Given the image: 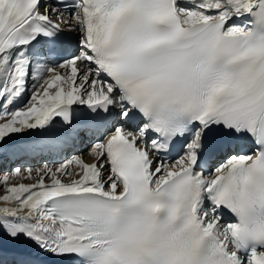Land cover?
Instances as JSON below:
<instances>
[{
  "label": "snow or ice",
  "instance_id": "1",
  "mask_svg": "<svg viewBox=\"0 0 264 264\" xmlns=\"http://www.w3.org/2000/svg\"><path fill=\"white\" fill-rule=\"evenodd\" d=\"M84 141L0 171V264H264V0H0V164Z\"/></svg>",
  "mask_w": 264,
  "mask_h": 264
},
{
  "label": "bare ground",
  "instance_id": "2",
  "mask_svg": "<svg viewBox=\"0 0 264 264\" xmlns=\"http://www.w3.org/2000/svg\"><path fill=\"white\" fill-rule=\"evenodd\" d=\"M89 147H90V141L79 142V143L74 144V148H73V145H71L65 148L62 152L57 153V154L37 156V157H26L21 160L10 161L7 163L0 164V169L2 170L4 169V167L10 166L11 168L12 166H19V165L23 167H27L26 166L27 164L33 168L36 165L38 166V165H42L48 162L49 163L61 162L63 159L75 154L77 151H82L84 153H87ZM70 150L72 154H70L71 153L69 152ZM86 158L89 159V161L91 160L90 157H86Z\"/></svg>",
  "mask_w": 264,
  "mask_h": 264
},
{
  "label": "rangeland",
  "instance_id": "3",
  "mask_svg": "<svg viewBox=\"0 0 264 264\" xmlns=\"http://www.w3.org/2000/svg\"><path fill=\"white\" fill-rule=\"evenodd\" d=\"M69 152H71V150L69 151ZM49 163V162H48ZM27 167H30V165H26ZM41 165H36V166H34L33 168H37V167H40ZM14 167V166H13ZM17 167H23V166H21V165H19V166H17ZM1 170V169H0ZM1 171H4V169H2Z\"/></svg>",
  "mask_w": 264,
  "mask_h": 264
}]
</instances>
